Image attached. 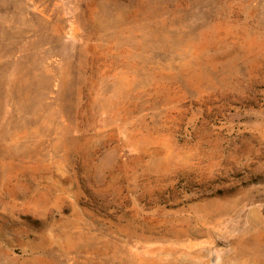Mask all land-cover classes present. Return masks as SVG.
<instances>
[{
  "label": "rangeland",
  "instance_id": "374dc122",
  "mask_svg": "<svg viewBox=\"0 0 264 264\" xmlns=\"http://www.w3.org/2000/svg\"><path fill=\"white\" fill-rule=\"evenodd\" d=\"M0 264H264V0H0Z\"/></svg>",
  "mask_w": 264,
  "mask_h": 264
}]
</instances>
